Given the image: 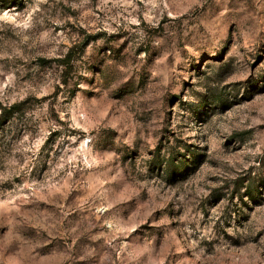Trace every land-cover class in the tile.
<instances>
[{
	"label": "rangeland",
	"instance_id": "obj_1",
	"mask_svg": "<svg viewBox=\"0 0 264 264\" xmlns=\"http://www.w3.org/2000/svg\"><path fill=\"white\" fill-rule=\"evenodd\" d=\"M19 102L0 264H264V0H0Z\"/></svg>",
	"mask_w": 264,
	"mask_h": 264
},
{
	"label": "trees",
	"instance_id": "obj_2",
	"mask_svg": "<svg viewBox=\"0 0 264 264\" xmlns=\"http://www.w3.org/2000/svg\"><path fill=\"white\" fill-rule=\"evenodd\" d=\"M70 54H68L63 60H61V63L63 65L69 66L70 67ZM24 103L19 102V103H14L10 106H0V120L2 121L3 118H12L14 115L20 113L22 111Z\"/></svg>",
	"mask_w": 264,
	"mask_h": 264
}]
</instances>
